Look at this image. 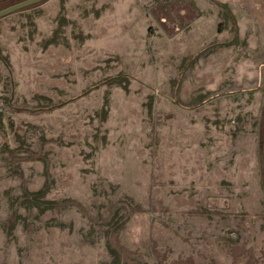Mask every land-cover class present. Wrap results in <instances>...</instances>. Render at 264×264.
<instances>
[{
    "label": "rangeland",
    "instance_id": "374dc122",
    "mask_svg": "<svg viewBox=\"0 0 264 264\" xmlns=\"http://www.w3.org/2000/svg\"><path fill=\"white\" fill-rule=\"evenodd\" d=\"M0 264H264V0L0 18Z\"/></svg>",
    "mask_w": 264,
    "mask_h": 264
},
{
    "label": "water",
    "instance_id": "95a60500",
    "mask_svg": "<svg viewBox=\"0 0 264 264\" xmlns=\"http://www.w3.org/2000/svg\"><path fill=\"white\" fill-rule=\"evenodd\" d=\"M46 0H18L8 6H5L0 9V18L7 16L18 10L30 7L32 5L44 2Z\"/></svg>",
    "mask_w": 264,
    "mask_h": 264
}]
</instances>
